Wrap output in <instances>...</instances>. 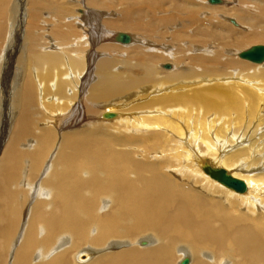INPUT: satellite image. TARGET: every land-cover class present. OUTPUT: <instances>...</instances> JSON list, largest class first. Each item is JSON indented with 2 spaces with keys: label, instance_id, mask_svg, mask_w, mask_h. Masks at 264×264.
<instances>
[{
  "label": "bare ground",
  "instance_id": "1",
  "mask_svg": "<svg viewBox=\"0 0 264 264\" xmlns=\"http://www.w3.org/2000/svg\"><path fill=\"white\" fill-rule=\"evenodd\" d=\"M257 44L264 0H0V264H264Z\"/></svg>",
  "mask_w": 264,
  "mask_h": 264
},
{
  "label": "water",
  "instance_id": "2",
  "mask_svg": "<svg viewBox=\"0 0 264 264\" xmlns=\"http://www.w3.org/2000/svg\"><path fill=\"white\" fill-rule=\"evenodd\" d=\"M210 2L217 3L220 0H209ZM120 40L124 43L129 41V37L126 34H122ZM239 57L247 59L254 63H260L264 61V45L257 44L239 53ZM111 116V115H110ZM204 172L207 173L212 179L218 181L222 185L235 192L242 193L246 191V184L243 180L232 176L228 171L221 167L205 166ZM188 258L182 260L181 264H187Z\"/></svg>",
  "mask_w": 264,
  "mask_h": 264
},
{
  "label": "rangeland",
  "instance_id": "3",
  "mask_svg": "<svg viewBox=\"0 0 264 264\" xmlns=\"http://www.w3.org/2000/svg\"><path fill=\"white\" fill-rule=\"evenodd\" d=\"M13 1V0H12ZM225 2H226V0H224ZM11 3V2H10ZM120 4V6H121V3H120V1H117V2H115L114 3V5H112V7H108V8H106V10L107 9H109V8H111V9H109V10H112L113 12H110V13H115V14H113V15H111L110 13H106L105 15H104V17H108V18H105V19H114L115 18V15H116V25H120L121 24V22H120V19H121V17H122V14L121 15H117V14H120V13H118V11H122V9H119V8H117L118 7V5ZM226 5V4H225ZM116 7V8H115ZM103 9H105V8H103ZM119 9V10H118ZM120 11V12H121ZM18 13V12H17ZM122 13V12H121ZM15 14H16V11H15ZM16 16H17V14H16ZM121 16V17H120ZM103 17V18H104ZM114 17V18H113ZM103 18H101V20H103ZM16 20V19H15ZM119 20V21H118ZM14 24H15V21H14ZM9 25V24H8ZM7 25V27H9V28H7V30L9 29L10 30V28L12 27L11 25L10 26H8ZM127 31V30H126ZM125 31V32H126ZM7 35V34H6ZM11 39H13V35L11 36ZM7 43H3V44H7V45H9V40L7 39V36H6V40H5ZM107 40H105V42H106ZM2 44V45H3ZM3 48H4V46H3ZM5 59H6V57H5ZM248 61V60H247ZM250 62V61H249ZM183 64V63H182ZM164 65H166V64H164ZM168 65V64H167ZM7 67H8V63H5L4 64V67H3V69H4V75L6 74V70H8V72H9V69H7ZM0 83H1V81H0ZM1 86V85H0ZM2 88V87H1ZM117 113V112H116ZM97 119H98V116H97ZM100 121V120H99ZM0 123H1V120H0ZM0 144H1V142H2V145H3V142L5 141V139H6V137L8 136V132H7V125H5V128H3V126L0 124ZM4 131H5V133H4ZM4 134H6V135H4ZM5 136V137H3V136ZM210 252H211V250H210ZM174 256H175V258H176V254H175V252H174ZM87 259V258H86ZM173 259V258H172ZM85 260V259H84ZM174 260V259H173ZM173 264V263H172Z\"/></svg>",
  "mask_w": 264,
  "mask_h": 264
}]
</instances>
